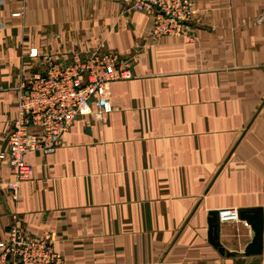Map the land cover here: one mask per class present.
Segmentation results:
<instances>
[{
	"label": "crops",
	"instance_id": "crops-1",
	"mask_svg": "<svg viewBox=\"0 0 264 264\" xmlns=\"http://www.w3.org/2000/svg\"><path fill=\"white\" fill-rule=\"evenodd\" d=\"M193 1V41L150 43L152 16L123 0H3L0 153L16 86L47 57L116 51L132 76L112 84L110 113L78 117L54 152L26 154L18 202L2 191L14 174L0 159V240L19 221L51 232L64 264H236L210 243L208 218L220 211L221 243L241 253L254 232L236 209L264 214V0Z\"/></svg>",
	"mask_w": 264,
	"mask_h": 264
},
{
	"label": "built area",
	"instance_id": "built-area-1",
	"mask_svg": "<svg viewBox=\"0 0 264 264\" xmlns=\"http://www.w3.org/2000/svg\"><path fill=\"white\" fill-rule=\"evenodd\" d=\"M123 1L128 8L152 16L148 42H159L167 36L188 42L195 39V31L188 29V24L198 20L201 9L193 0ZM29 55L38 56V50L31 49ZM47 60L50 65L44 74L19 80L16 86L17 116L8 133V148L0 153V159L7 160L13 170L14 179L7 180L2 188L13 202L20 200L22 184L32 178L26 154L54 152L78 117L110 113L112 84L132 76L116 51L77 52L67 65L51 57ZM52 235L45 232L33 236L15 221L6 239L0 240V264H64L63 257L54 250Z\"/></svg>",
	"mask_w": 264,
	"mask_h": 264
},
{
	"label": "water",
	"instance_id": "water-1",
	"mask_svg": "<svg viewBox=\"0 0 264 264\" xmlns=\"http://www.w3.org/2000/svg\"><path fill=\"white\" fill-rule=\"evenodd\" d=\"M238 219L248 222L253 229V238L243 252L228 251L221 243V216L219 210H211L208 218V238L210 243L222 255L236 257V264H260L263 251L264 214L260 207L240 208L237 210ZM254 257V258H253Z\"/></svg>",
	"mask_w": 264,
	"mask_h": 264
}]
</instances>
